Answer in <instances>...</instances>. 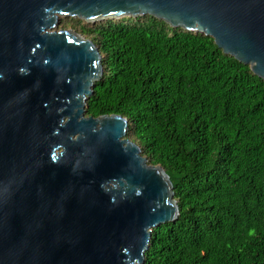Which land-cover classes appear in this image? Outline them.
Here are the masks:
<instances>
[{"label": "water", "instance_id": "obj_1", "mask_svg": "<svg viewBox=\"0 0 264 264\" xmlns=\"http://www.w3.org/2000/svg\"><path fill=\"white\" fill-rule=\"evenodd\" d=\"M145 14L264 78V0H0V264H143L152 229L177 220L172 180L128 119L86 115L99 47L56 28Z\"/></svg>", "mask_w": 264, "mask_h": 264}, {"label": "trees", "instance_id": "obj_2", "mask_svg": "<svg viewBox=\"0 0 264 264\" xmlns=\"http://www.w3.org/2000/svg\"><path fill=\"white\" fill-rule=\"evenodd\" d=\"M63 25L102 55L86 115L126 117L172 180L178 218L152 229L143 264H264V78L150 14Z\"/></svg>", "mask_w": 264, "mask_h": 264}, {"label": "rangeland", "instance_id": "obj_3", "mask_svg": "<svg viewBox=\"0 0 264 264\" xmlns=\"http://www.w3.org/2000/svg\"><path fill=\"white\" fill-rule=\"evenodd\" d=\"M68 18H70V17H65V16H62L61 17V19H60V22H59V24H58V26L56 27L57 29H59V28H64V25H63V23H64V21L65 20H68ZM85 21V20H84ZM86 22V21H85ZM88 23H90V22H88ZM67 28H69V29H73L74 31H76L77 32V30L75 29V27H73V25H71V26H68ZM79 33V32H78ZM81 34V33H80ZM83 35V34H82ZM83 36H85V35H83ZM86 37V36H85Z\"/></svg>", "mask_w": 264, "mask_h": 264}]
</instances>
